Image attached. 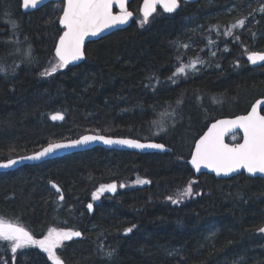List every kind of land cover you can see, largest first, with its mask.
<instances>
[{
	"label": "trees",
	"instance_id": "1",
	"mask_svg": "<svg viewBox=\"0 0 264 264\" xmlns=\"http://www.w3.org/2000/svg\"><path fill=\"white\" fill-rule=\"evenodd\" d=\"M179 2L141 26L143 0H132L128 27L89 42L82 63L42 75L56 61L64 1L24 12L22 0H0V160L88 132L171 149L96 146L0 172V220L36 240L52 229L81 232L56 247L66 264H264V177L196 175L189 162L211 121L246 113L264 97V63L248 60L264 51V0ZM210 33L214 47L194 49ZM193 57L212 67L169 79ZM189 182L193 194L172 203ZM113 183L114 192H97ZM0 264L52 263L38 245L13 253L0 240Z\"/></svg>",
	"mask_w": 264,
	"mask_h": 264
},
{
	"label": "snow or ice",
	"instance_id": "2",
	"mask_svg": "<svg viewBox=\"0 0 264 264\" xmlns=\"http://www.w3.org/2000/svg\"><path fill=\"white\" fill-rule=\"evenodd\" d=\"M41 0H23V7H37ZM114 4L120 8L119 14L113 13ZM161 5L166 12H173L179 7V0H143V6L140 12L143 14V19L140 20L141 26L148 22L149 17L155 12L156 6ZM264 11V7L261 8ZM133 17V12L127 9L126 0H66V6L63 8V16L60 18V24L64 26L65 31L59 38V43L56 45L55 56L56 63L52 64L49 69H45L42 75H51L57 69L63 68L68 64L84 58V40L87 36H97L105 29L114 27L118 24H126ZM245 23L244 19L239 20L232 28L242 27ZM229 29L225 35H231ZM239 39L238 37H236ZM185 47H187L185 45ZM31 57V49L26 53ZM248 60L252 64L264 62V52H251L248 54ZM198 61H192L185 65L180 63L179 67L173 73V79L179 75L186 73V69H195ZM179 103V101H178ZM264 104V101L257 100L252 105L251 111L247 115L237 116L233 120H218L208 129V131L195 142V150L192 152V165L199 170L203 165L206 168H211L217 175L223 173L229 175L240 169H245L249 174L256 173L264 174V115L258 111V106ZM63 119L60 114L54 115L52 119ZM239 128L243 132L242 143L227 144L224 142V134L229 130ZM163 130V129H162ZM103 140L106 144H125L136 148H155L164 149L163 144H141L134 140H112L106 139L103 136H83L79 140L72 141L70 144H49L42 151L35 153L30 157L21 159L40 160L56 150L75 147L85 144L92 140ZM235 139V135L233 136ZM18 161L9 159L7 163H0V168H9L15 165ZM137 183H149L147 180H138ZM55 187V185H53ZM123 187V185H121ZM116 190V184L101 185L97 190L98 193L104 191ZM57 191L59 189L57 188ZM193 194L192 182L180 192L176 199L168 197L172 203H180L186 196ZM97 193H93V199H97ZM61 199L63 197L61 196ZM91 209L92 205H88ZM132 228L126 229V232H131ZM264 231V229H261ZM80 232H71L64 230L52 229L48 235L42 240H36L23 227L5 223L0 220V240L11 242V251L15 253L17 249L27 245H38L48 253L49 258L54 259L55 264H62V261L56 256L54 249L62 241L69 240L73 236H80ZM108 256L112 252L107 253Z\"/></svg>",
	"mask_w": 264,
	"mask_h": 264
},
{
	"label": "water",
	"instance_id": "3",
	"mask_svg": "<svg viewBox=\"0 0 264 264\" xmlns=\"http://www.w3.org/2000/svg\"><path fill=\"white\" fill-rule=\"evenodd\" d=\"M57 1H64V7L66 6V0H41V3L33 8V7H29V8H24L23 7V0H22V10L24 12H31V11H34V10H37V9H40L42 8L43 6L47 5L49 2H57ZM132 0H126V3H127V9L129 11H132L129 9V4ZM186 2H189V3H195V2H198L199 0H185ZM179 5H180V2H179ZM143 6V4H142ZM161 7L163 9V7L161 5H157L156 6V9H155V12L156 10ZM179 8V7H178ZM178 8L173 11V12H167V13H174L178 10ZM164 10V9H163ZM120 12V8L118 7V5L114 4L113 6V13L114 14H119ZM133 12V11H132ZM153 12L152 15L155 13ZM63 16V12L61 14V17ZM60 17V18H61ZM134 18V13H133V17L129 19V21L126 23V24H118L114 27H111V28H108V29H105L103 32H101L99 35L97 36H87L84 40V45H83V49H84V58L81 59V60H78V61H74L68 65H78L80 63H82L85 58H86V46L89 42L91 41H94V40H98L104 36H107L109 35L110 33L118 30V29H123V28H126L128 27L131 23H132V20ZM60 26L64 29L61 36L63 35L64 31H65V28L63 25L60 24ZM60 38V37H59ZM59 43V39L57 41V44ZM56 44V45H57ZM56 49V48H55ZM255 52H264V51H255ZM264 62H258L257 64H253L254 66H259L261 64H263ZM252 64V63H251ZM67 65V66H68ZM257 100H261V101H264V97H260L258 98ZM256 100V101H257ZM256 101L253 103L255 104ZM252 104V105H253ZM252 107V106H251ZM251 107L249 109L248 112L251 111ZM264 108V104L258 106V111L261 112L262 115H264V113L262 112V109ZM242 113V114H238V115H235V116H224V117H219L213 121L210 122V124L208 125L207 129L204 131V133L201 135L203 136L207 131L208 129L212 126V124L216 123V121L218 120H233L235 119L237 116H243V115H247V113ZM236 134H239L240 135V139L238 141H235V142H231L229 139L231 136L233 135H236ZM83 136H103L105 137L106 139H112V140H134V141H138L139 143L141 144H163L165 147L164 149H155V148H136V147H132V146H129V145H125V144H106L104 143L103 140H92V141H89L85 144H81L79 146H75V147H67V148H62V149H59V150H56L54 153L46 156V157H43L41 158L40 160H28V159H21V158H24V157H30L32 155H34L35 153L37 152H40L42 151L44 148L48 147L49 144H55V143H61V144H70L72 141H75V140H79L81 137ZM197 139L199 140L200 137ZM242 136H243V132L242 130H240L239 128L237 129H234V130H229L227 132H225L224 134V142L227 143V144H236V143H242ZM196 140V141H197ZM96 146H100V147H104L106 149H116V150H131V151H137V152H143V153H146V152H170L171 149L166 146L164 143L162 142H159L157 140H139V139H135V138H131V137H123V136H113V135H107V134H103V133H94V132H88V133H85V134H82L80 135L79 137L77 138H74V139H67V140H59V141H54V142H49L48 144L44 145L43 147H41L40 149H38L37 151H34L32 153H29V154H25V155H19V156H15V157H11V158H8V159H4V160H0V163H7L9 159H13V160H16L18 161L15 165L9 167V168H0V172H9V171H14L16 170L17 168L23 166V165H26V164H29V165H33V164H42L46 161H49V160H53V159H56L58 157H61V156H64V155H69V154H73V153H77V152H81V151H85V150H88V149H92ZM195 150V145H194V148H193V151ZM192 151V152H193ZM191 159H192V154H191V157L189 159V162L191 164V167L193 168V170L195 171V174L196 175H200L201 173H209V174H212L214 175L216 178H231L235 175H238L240 173H245L246 175L248 176H251V177H256V176H260V177H264V174H261V173H256L255 175H252V174H249L245 169H240L236 172H232L230 173L229 175H224L223 173H221L220 175H217L216 172L214 170H212L211 168H206L204 167L203 165L199 168V170H197L191 163ZM55 185V187L53 186ZM50 186L55 190L57 191V188L59 189V193H62V188L60 187V185L54 181H51L50 182ZM63 197V196H62ZM5 223H11V224H14V225H17V226H20V227H23L25 230H27L28 232H30V234L33 236V234L31 233V231L29 229H27L26 227H24L23 225L19 224V223H16V222H11V221H4ZM81 233V232H80ZM78 236H73V238H76ZM34 238V236H33ZM35 239V238H34ZM55 252V251H54ZM56 256L62 261V264H66V262L64 261V259L57 255ZM51 263L52 264H55V261L54 259H51Z\"/></svg>",
	"mask_w": 264,
	"mask_h": 264
},
{
	"label": "rangeland",
	"instance_id": "4",
	"mask_svg": "<svg viewBox=\"0 0 264 264\" xmlns=\"http://www.w3.org/2000/svg\"><path fill=\"white\" fill-rule=\"evenodd\" d=\"M152 16V15H151ZM213 29H215V28H213ZM205 40H203V39H201L200 40V42H203L202 44H199V42H196V41H194L193 43H192V45L193 46H195L194 47V49H203V48H206V47H214L213 45H214V43H213V40H215V37H214V34L213 33H210V34H207V35H205ZM210 54H213V55H215V51L214 50H212V51H210ZM192 61H196V58H191L190 60L188 59L186 62H184L183 64H185V65H187V64H189L190 62H192ZM54 63H56V61L54 62ZM201 65H203V66H201ZM210 67H212V65L209 63V61L206 59V60H204V61H202L201 62V64H198V63H196V65H195V69L193 70V69H186V73L185 74H183V75H180V76H185V75H187V74H191V73H194V72H198V71H202V70H207L208 68H210ZM239 134H236L235 135V139H233V136H231L230 137V141L231 142H235V141H238V139H239ZM138 180H145V179H140V178H138L136 181H135V183L136 184H138V185H143V184H145V183H137V181ZM190 196H186V197H184L183 199H186V198H189ZM182 199V200H183ZM51 259V258H50Z\"/></svg>",
	"mask_w": 264,
	"mask_h": 264
},
{
	"label": "flooded vegetation",
	"instance_id": "5",
	"mask_svg": "<svg viewBox=\"0 0 264 264\" xmlns=\"http://www.w3.org/2000/svg\"><path fill=\"white\" fill-rule=\"evenodd\" d=\"M34 238H35V237H34ZM43 238H44V237H43ZM62 242H63V241H62ZM62 242H61V243H62ZM61 243H60V244H61ZM60 244H58V245H60ZM58 245H57V246H58ZM54 251H55V253L57 254V252H56V248L54 249ZM57 255H58V254H57ZM59 256H60V255H59Z\"/></svg>",
	"mask_w": 264,
	"mask_h": 264
}]
</instances>
